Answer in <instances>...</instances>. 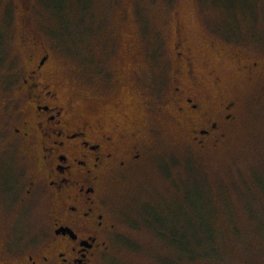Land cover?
I'll use <instances>...</instances> for the list:
<instances>
[{"label":"rangeland","instance_id":"1","mask_svg":"<svg viewBox=\"0 0 264 264\" xmlns=\"http://www.w3.org/2000/svg\"><path fill=\"white\" fill-rule=\"evenodd\" d=\"M175 18L201 74L221 77L203 78L210 107L234 102L215 144L193 143L169 101ZM25 29L50 51L74 108L140 128L141 156L102 186L111 229L97 264H264V0H0L1 78L24 72ZM246 60L258 61L256 74L237 69ZM13 213L2 225L21 251L46 233L47 211L39 201ZM197 238H213L211 253L195 245L182 258Z\"/></svg>","mask_w":264,"mask_h":264},{"label":"flooded vegetation","instance_id":"2","mask_svg":"<svg viewBox=\"0 0 264 264\" xmlns=\"http://www.w3.org/2000/svg\"><path fill=\"white\" fill-rule=\"evenodd\" d=\"M175 20L169 101L193 143L215 144L233 117L234 102L223 100L221 107H210L203 78L213 77L219 86L221 77L209 66L201 74L197 56L181 34L179 19ZM18 42L23 74L0 77V264H97L111 229L102 186L111 173L141 156L140 128L124 114L125 123H120L74 108L60 94L48 48L31 29L21 30ZM239 64L237 69L248 74L258 71L256 60ZM18 150L23 163L17 161ZM7 151L15 152L13 159L6 157ZM12 162L13 167L7 168L6 163ZM39 201L47 211L46 233L18 251L8 245L1 215L6 217L11 209L16 215L21 205Z\"/></svg>","mask_w":264,"mask_h":264},{"label":"trees","instance_id":"3","mask_svg":"<svg viewBox=\"0 0 264 264\" xmlns=\"http://www.w3.org/2000/svg\"><path fill=\"white\" fill-rule=\"evenodd\" d=\"M182 229V231H184L183 229H184V226L181 228ZM200 236H202V235H198V238L200 237ZM198 238L195 240V244H192V243H194V242H187V243H185L183 246H182V248H181V250L184 252V253H182L181 252V254H180V256L183 258H185V257H187V259H190L191 257H194L193 255H194V252L196 251V252H198L197 250H195V245L196 246H198L199 248H200V246H202V245H204V244H206V247L207 248H200V250H204L205 249V251H204V253H207V252H209V254L211 253V251H209V249L210 250H212L213 248H214V246H213V238H211V239H208V241L207 240H205V241H201V240H198ZM169 240V239H168ZM211 245V246H210ZM166 263L167 264H178V263H176V260H175V258L173 259V260H166Z\"/></svg>","mask_w":264,"mask_h":264}]
</instances>
